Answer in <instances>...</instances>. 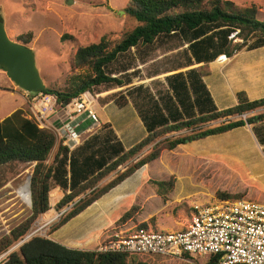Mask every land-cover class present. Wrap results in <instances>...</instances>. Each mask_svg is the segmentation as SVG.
<instances>
[{
  "label": "trees",
  "instance_id": "obj_1",
  "mask_svg": "<svg viewBox=\"0 0 264 264\" xmlns=\"http://www.w3.org/2000/svg\"><path fill=\"white\" fill-rule=\"evenodd\" d=\"M123 11L137 22V26L123 32L114 46H111L110 41L103 36L98 43L77 48L73 66L78 69L84 68L89 74L63 91L48 89L46 92L55 93L60 99L67 101L92 88L120 87L121 81L106 73L117 58L133 47L151 45L159 37H166L174 32H190L204 25L236 29L237 32L224 49L227 57H231L240 45L253 35L264 41V22L257 18L255 6L237 8L233 3L222 0H129ZM30 38L31 35L27 34L20 40L26 45ZM116 104L123 107L126 104L125 98L118 97ZM236 117L238 119H234ZM263 121L264 98L249 101L245 93L240 92L237 94V105L149 129L144 138L127 150L117 149L116 144L109 145L106 149H97L96 140L84 143L75 154L84 153L85 158L83 157L81 161L85 163L80 167H74L73 171L75 154H71L70 192L64 193L56 205L57 211L68 207L69 209L50 228L47 235H51L79 215L136 171L158 160L163 151H173L180 145ZM214 123L215 125L211 126ZM53 144V136L38 129L34 123L26 119L25 112L21 109L15 110L0 121V189L7 184L3 178L6 168L12 169L19 164H34L26 200L29 215L25 220L13 223L10 233L0 238V254L20 242L33 223L49 208L48 193L51 190L54 165L58 162L60 154L62 157H66L67 154L66 150L59 147L53 163L46 165L44 162ZM186 156L189 157L190 154L186 153ZM60 164L58 166L61 167L62 173L59 178H62L64 166ZM111 175H113L111 180L101 184ZM149 185L154 188L155 194L166 202L167 195L174 189V177L171 176L167 181L149 180ZM217 196L222 200L242 199L241 195L227 193H217ZM139 211V206H131L115 224L120 226L128 221H135ZM152 220L153 217L137 225V228L147 229L148 223H152ZM127 258L128 256L122 253L69 249L47 237L35 236L10 253L5 264H148L144 261L128 262ZM185 258H188V255Z\"/></svg>",
  "mask_w": 264,
  "mask_h": 264
},
{
  "label": "crops",
  "instance_id": "obj_2",
  "mask_svg": "<svg viewBox=\"0 0 264 264\" xmlns=\"http://www.w3.org/2000/svg\"><path fill=\"white\" fill-rule=\"evenodd\" d=\"M239 4L241 8L255 6L257 18L264 22V0H240ZM236 32V29L225 26L204 25L194 31L161 36L151 45H138L121 54L120 59L123 62L119 67L109 69L114 62L106 70L109 76L121 81V86L106 88L107 92L100 97L108 98L111 92L116 93L117 89L119 93L114 98H108L102 107L94 105L102 129L84 143L96 140L97 149H106L109 145L116 144L117 149L127 150L144 138L149 129L237 105V94L240 92L245 93L249 101L264 98V41L253 35L242 43L231 57H227L224 49ZM112 89L116 90L111 91ZM118 97L125 98L126 104L123 107L117 106ZM225 136L245 138L247 145L249 144L255 152L257 148L264 156V121L246 124L200 141H215ZM200 141L180 146L190 150L191 158L195 155L193 150H196L195 147L197 148ZM238 148L241 149L239 146ZM78 149L67 153L66 157L60 154L58 162L54 165L55 168L65 160L62 181L66 182V189L56 185L62 193L70 192V156ZM199 152L200 156L214 160L223 154V151L214 150L213 147H200ZM84 155H74L75 168L85 163L81 161L85 158ZM230 157L237 159L234 154ZM261 157L258 155V160ZM258 165L264 168V161H259ZM148 168L146 165L136 171L53 232L48 239L69 249L94 251L103 241L104 231L131 206H139L140 209L132 225L147 222L159 209L157 204V207L148 210L147 214L142 213V202L152 196L155 202L158 198L149 185L151 173ZM176 190L177 187L174 196L169 194L170 198L179 200L185 196L176 194ZM186 223L187 220L184 225Z\"/></svg>",
  "mask_w": 264,
  "mask_h": 264
},
{
  "label": "rangeland",
  "instance_id": "obj_3",
  "mask_svg": "<svg viewBox=\"0 0 264 264\" xmlns=\"http://www.w3.org/2000/svg\"><path fill=\"white\" fill-rule=\"evenodd\" d=\"M128 1L0 0V22L3 24L9 39L14 42L22 43L21 37L27 34L31 35L30 42L26 46L34 55L35 66L46 89L63 91L89 74L86 69H78L73 66L77 48L98 43L103 36L110 41L111 46H114L123 32L130 31L137 26V22L123 11ZM222 1L234 3L237 8H241L239 6L240 0ZM120 58L121 56L109 69L118 68L120 63L123 62ZM105 90H107L105 87L89 90L94 97L96 107H102L110 98L116 97L119 93L117 92L118 89H112L111 91L116 90V93L111 92L109 99H104L100 96L107 92ZM99 94L100 96H98ZM22 98L21 90L16 88L7 76L0 71V120L4 116L12 114L16 109L25 112V99ZM214 125L215 123L211 126ZM246 141L245 138L238 136H225L215 141H200L197 148L195 147L196 150H193L195 155H192L191 158L186 157V153L191 154L190 150H186L185 146H178L173 151H163L158 160L148 164L151 181H167L173 176L174 189L170 194L174 196L175 187H177L176 194H184L185 196L179 200H174L168 194L166 203L158 196L155 202L152 196L142 202V213L145 212L146 214L148 210L157 207V204L159 206L153 216L151 214L153 220L152 223H148L147 229L168 233L182 230L185 227V221L189 219L192 213V204L213 203L222 200L217 196V193L241 195L243 200L264 204V189L261 188L264 187V168L257 166L259 161H264L262 159L264 156L262 153L260 154L257 148L255 152L249 144H246ZM200 147L202 149L213 147L214 150L223 151V154L215 160L211 157L209 159L200 156ZM231 154L236 155L237 159L230 157ZM258 155L260 157L262 155L260 160H258ZM51 159H49V165L53 163V158L51 157ZM64 162L63 159L60 165ZM31 165L19 164L12 167V169L6 168L3 172V178L7 184L0 189V213H3L0 216V238L6 235L4 232L6 226L9 227L10 224L25 220L29 215L27 202L16 199L13 190L16 191L26 184L29 185L33 168ZM72 167L74 171V165ZM61 170L60 166L55 167L50 182L51 190L48 194L53 189L58 190L56 185H59L63 190L66 189V182L59 178L62 173ZM112 176L102 181L101 184L107 183L112 179ZM76 178L80 179V177ZM22 191L23 189H20L16 192L19 197H21ZM59 192L60 201L66 192L62 193L61 190ZM58 202L52 205L50 199L48 200L49 208L46 212L53 209L58 216L37 231L36 236L51 238V235H47L50 228L69 209L65 208L57 211L56 205ZM41 216L33 223L34 226H31V228L33 227L30 228L32 231L39 228L38 224H41ZM133 222L128 221L120 226L114 222L104 231V237L132 227ZM135 227L138 226L135 225ZM127 260L128 262L144 261L148 264L218 263V261L214 262L207 256H188L187 260L185 259L183 262L161 258H155L152 261L138 256H129Z\"/></svg>",
  "mask_w": 264,
  "mask_h": 264
},
{
  "label": "built area",
  "instance_id": "obj_4",
  "mask_svg": "<svg viewBox=\"0 0 264 264\" xmlns=\"http://www.w3.org/2000/svg\"><path fill=\"white\" fill-rule=\"evenodd\" d=\"M21 94L26 104L25 118L53 136L54 144L44 162L46 165L59 147L71 153L102 129L101 120L94 111V97L89 91L67 101L46 91H21ZM20 189L29 193L28 184ZM18 190L13 193L16 199L22 200L16 193ZM31 229L20 242L0 254V264H5L10 253L41 230ZM10 230L11 224L5 227V234ZM95 251L145 257L152 261L161 258L183 262L188 255L207 256L218 261L217 264H264V204L243 199L193 203L192 213L182 230L168 233L132 226L106 235Z\"/></svg>",
  "mask_w": 264,
  "mask_h": 264
},
{
  "label": "water",
  "instance_id": "obj_5",
  "mask_svg": "<svg viewBox=\"0 0 264 264\" xmlns=\"http://www.w3.org/2000/svg\"><path fill=\"white\" fill-rule=\"evenodd\" d=\"M0 71L21 91L36 93L47 90L35 66L32 51L26 45L10 40L1 22Z\"/></svg>",
  "mask_w": 264,
  "mask_h": 264
},
{
  "label": "bare ground",
  "instance_id": "obj_6",
  "mask_svg": "<svg viewBox=\"0 0 264 264\" xmlns=\"http://www.w3.org/2000/svg\"><path fill=\"white\" fill-rule=\"evenodd\" d=\"M22 200L26 201V197H27V192L26 191H22V193L20 194ZM50 197H51V204L53 205L56 200L60 197V192L59 190H52L50 193ZM10 205V204H8ZM5 207V206H4ZM58 216V214L52 209L48 212H46L45 214H43L41 216L40 222L41 224H38L39 229H41L43 226H45L46 224H48L49 222L53 221L56 217Z\"/></svg>",
  "mask_w": 264,
  "mask_h": 264
}]
</instances>
